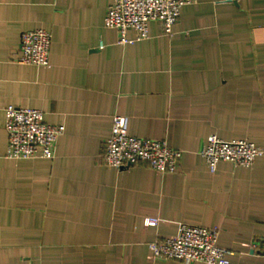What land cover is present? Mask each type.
Listing matches in <instances>:
<instances>
[{"label":"crops","instance_id":"0c3cea01","mask_svg":"<svg viewBox=\"0 0 264 264\" xmlns=\"http://www.w3.org/2000/svg\"><path fill=\"white\" fill-rule=\"evenodd\" d=\"M110 1L0 0V264H185L149 246L180 223L218 229L237 264H264V153L215 171L202 155L211 134L264 149V0H194L172 35L152 21L134 43L106 26ZM40 27L50 65L18 62L21 33ZM9 105L64 126L53 158L6 156ZM118 114L181 149L177 169L104 163Z\"/></svg>","mask_w":264,"mask_h":264},{"label":"built area","instance_id":"2783aa9c","mask_svg":"<svg viewBox=\"0 0 264 264\" xmlns=\"http://www.w3.org/2000/svg\"><path fill=\"white\" fill-rule=\"evenodd\" d=\"M194 0H111L105 15L107 27L119 31L120 43H134L149 37V24L161 23L164 33L172 35L181 9ZM134 29L136 36L130 38L128 31ZM52 33L45 28L24 30L16 60L21 63L50 65ZM104 47L103 44L100 45ZM8 145L6 156L10 158H53L63 125L45 120L42 109L9 105L6 107ZM264 149L246 139L226 140L211 134L202 149V155L212 171L220 161L250 166ZM102 161L118 169L145 163L161 172H174L183 155L179 148L167 140L133 135L128 129L126 116L113 118L110 135L105 141ZM1 162V155H0ZM145 225H158L159 217L147 216ZM153 259L182 260L185 264L202 261L206 264H237L229 258L230 249L219 243V231L189 223H180L175 235L156 239L149 243Z\"/></svg>","mask_w":264,"mask_h":264}]
</instances>
